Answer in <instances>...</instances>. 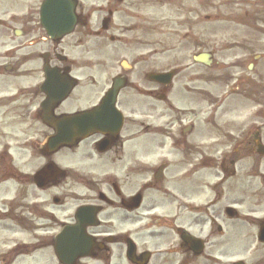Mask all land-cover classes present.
<instances>
[{
  "label": "flooded vegetation",
  "instance_id": "flooded-vegetation-1",
  "mask_svg": "<svg viewBox=\"0 0 264 264\" xmlns=\"http://www.w3.org/2000/svg\"><path fill=\"white\" fill-rule=\"evenodd\" d=\"M21 1L0 0V130L2 126L17 130L0 141L14 143L0 152V177L19 185L17 204L24 197L21 191L32 185L37 192L49 190L53 205L49 203L46 219L24 213L12 217L17 228L31 230L39 221L47 222L48 242L57 264H63L55 257L60 248L70 254L65 264H195L200 259L201 264H224L223 258L230 254L233 225L226 206L216 207L225 202L216 201L207 190L217 160L223 159L218 153L233 145L226 141L222 113L218 116L216 112V105L221 110L223 103L217 104L211 94L195 90L191 124L183 127L185 114L167 98L171 87L149 81L147 74L145 86H131L127 78L135 65H128V61L111 65L112 61H105L102 55L95 62L87 59L91 36L128 48L126 33L131 30L125 21L135 14L136 0H95L101 5H91L90 12L84 9V0H74L77 24L72 34L59 40L51 39L41 26L40 9L31 7L30 0H23L26 7ZM96 12L106 17L97 19L98 31H93ZM114 19L122 23L115 26V32L125 33L109 34ZM49 23L51 29V17ZM93 67L115 74L109 80L105 73L102 78L95 75L96 82L87 73ZM116 77L125 79L116 101L123 116L121 127L116 130L113 116H109L111 120L104 121L108 124L105 131H92L96 133L51 147L53 125L63 115L97 107ZM67 83L73 90L61 99L59 91ZM77 89L83 92L74 93ZM127 89L130 91L125 92ZM96 91L100 96L95 98ZM134 126L140 130L134 132ZM239 138L234 153L229 150L234 161L219 164L225 172L230 173V166L237 165L241 155L253 152L254 136ZM19 153L28 156L26 167L31 161L37 167L23 173L25 165L16 159ZM152 158L158 163L155 169L145 163ZM53 162L60 166L61 174L51 178ZM145 173L151 178L140 182ZM71 182L84 185L67 189ZM51 189L65 194H53L51 201ZM79 189L96 194L97 200ZM151 191L159 192L160 200L148 201ZM199 194L202 200H198ZM82 206L92 207L93 217L86 213L76 216ZM162 208L163 217L147 218ZM1 219L0 224L6 225ZM62 233L64 237L58 238ZM190 237L193 241L202 238L200 253H196V242L189 244ZM71 254L89 255L73 260ZM9 263L1 254L0 264Z\"/></svg>",
  "mask_w": 264,
  "mask_h": 264
},
{
  "label": "rangeland",
  "instance_id": "rangeland-1",
  "mask_svg": "<svg viewBox=\"0 0 264 264\" xmlns=\"http://www.w3.org/2000/svg\"><path fill=\"white\" fill-rule=\"evenodd\" d=\"M40 2V0H30L28 4L31 7H36ZM97 2L99 1L84 0L86 12L92 11L91 5H94L93 7L101 5ZM134 12L135 14L131 15L130 11L131 17L126 19L125 24L128 29H131V32L126 34L130 40L135 39L136 45L127 49L119 46L121 44H109L107 40L99 42L90 38L86 47V56L90 62H95L96 50L100 44L106 46V48L102 47L105 51L104 57L106 59L104 60L112 61L111 65L113 62H119L120 59H126L133 64L141 61L135 65L129 78L132 85L139 87L146 84L143 74L148 71L176 70L177 75L173 79L169 99L174 101L177 107L185 113H189L195 108L193 103L186 101L193 96L195 90H201L202 93H209L214 96L221 95L226 89L224 84L230 81L228 74H230V78L233 74L240 76L236 77L239 90L253 91L263 88L264 94V0H136ZM97 13L93 14L91 22L93 31L98 30L95 28L96 25L98 27L97 19L105 15ZM0 18H2L1 15ZM119 24L122 23L113 22V31L110 34L116 36L119 33H125L124 31L115 32L114 28ZM200 53L212 54L215 63H224L225 66H228L229 63L230 66H234L237 64L235 62L239 61L241 68L238 67L236 70L222 69L220 64H211V67L197 65L193 62L192 57ZM251 64L253 66L249 71L248 68ZM87 73L92 74L96 82H99V79H96L95 75H101L102 78V74L105 73V78L109 80L115 74L114 71L99 70L98 67L89 68ZM201 78H204L209 84H204L198 80ZM231 84L232 81L229 85ZM128 91L130 89L125 90V92ZM82 92V90H78L76 93ZM98 93L95 94V98ZM237 93H232L224 103V106L230 107L227 117L235 116L233 107H237V104L241 106ZM247 106L249 104L245 103L241 109ZM122 108L124 109L123 106ZM124 110L130 114L127 109ZM247 114L248 130L252 131L253 126H258L262 132L261 139L264 141V112L259 117L250 116L249 111ZM187 121L189 120H186L184 124ZM139 130L138 126H134V132ZM16 131L14 128L2 126L0 141L8 135L16 133ZM9 145L12 147L13 141ZM19 158L23 165L29 162L28 156L25 154H17L16 159ZM239 161L235 173L230 174L224 186L216 190L219 195L217 199L225 200L228 204L237 202L240 205L235 208L241 211L242 216L238 215V220H232L236 226L234 228V251L232 252L234 255L231 260L243 259L248 260L250 264H264V246L258 245L254 240V234L259 223L251 218L254 216L259 219L264 218V158L258 156L246 158L241 155ZM35 167H37V163L31 161L30 166H23V173H29ZM29 168L31 169L27 170ZM149 178H151V174L145 173L140 182ZM24 179L26 178L22 180ZM72 184L73 182L68 185L67 189L72 187ZM18 189L19 185L16 181L15 183L10 181L5 186H0V208L5 206L8 208L7 202L15 197ZM78 191L90 196L93 195L84 189ZM21 193L25 197L23 202L11 204L7 209L9 210L8 216L11 215L12 209L18 215L28 210L25 208V204H28L30 212L32 210L31 203L45 201L46 206L43 207L39 217L41 220L46 219L50 191L36 192L34 187L29 185ZM60 193L65 194L63 191L51 189V198L53 194L59 195ZM147 200L150 202L160 200L159 192H148ZM216 207L217 209L223 208V205ZM157 213L161 216L165 215L163 208L161 212L158 211ZM243 216H247L245 217L246 221H243ZM0 218L4 220L1 215ZM5 222L6 225L0 224V250L6 252L7 248L15 244L20 247L27 246V248L19 250L24 255L19 256L14 264H55L48 242L47 222L39 221L35 228L23 229L21 232L26 237L22 235L19 238L15 234H10L16 232V228L12 224L10 225L8 221ZM25 224V227H28V224ZM8 227L11 229L5 232L3 228ZM4 232L7 236L2 238ZM22 243L26 245H22ZM1 244L7 248L1 247ZM201 262L202 259L194 263L201 264Z\"/></svg>",
  "mask_w": 264,
  "mask_h": 264
},
{
  "label": "water",
  "instance_id": "water-1",
  "mask_svg": "<svg viewBox=\"0 0 264 264\" xmlns=\"http://www.w3.org/2000/svg\"><path fill=\"white\" fill-rule=\"evenodd\" d=\"M55 1H64L65 2V6H64V10L66 12H62V14H67L65 17L68 18L69 20H71L72 24L68 25L69 27H66L65 25L62 26L61 29H59L58 31H54L51 30V35L53 36L54 33H59L58 35L61 34H65V33H69L70 31V26L72 27L73 23H74V19L72 17V11H73V3L71 2V0H50L48 3V0L46 2L47 5V12L50 9H54L55 8ZM60 4V3H59ZM52 11V10H51ZM60 12H52V15H59ZM197 61L201 62L204 60V56H200L196 59ZM157 80H160V78H157ZM121 87V82H115L113 89L107 94L106 98L103 100L101 107L97 110L94 111L92 113H83L80 114L76 117H72V118H65L62 119L56 126H55V130H56V134L54 137H52L51 142L53 145H60L63 143H69L71 140L79 137H84L85 135H87V133H90L91 131L94 130H100L103 131L105 130V126L100 122H104L106 120V112H109L111 114H113L116 123L118 122L119 116L118 114L114 111L113 106H114V100H115V95L117 90ZM67 90L69 88H66ZM108 121V120H107ZM96 124V125H95ZM64 237V234L61 236ZM262 239V240H261ZM261 241L264 240V231L261 234ZM86 240V239H85ZM66 250L64 252V257H62L61 259H65L66 258ZM78 256H80L79 254H73V258H77ZM60 257V256H59Z\"/></svg>",
  "mask_w": 264,
  "mask_h": 264
}]
</instances>
